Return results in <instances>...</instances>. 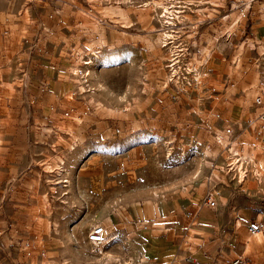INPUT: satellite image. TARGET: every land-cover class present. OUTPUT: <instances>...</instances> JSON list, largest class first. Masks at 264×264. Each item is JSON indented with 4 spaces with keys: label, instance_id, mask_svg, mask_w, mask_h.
<instances>
[{
    "label": "rangeland",
    "instance_id": "1",
    "mask_svg": "<svg viewBox=\"0 0 264 264\" xmlns=\"http://www.w3.org/2000/svg\"><path fill=\"white\" fill-rule=\"evenodd\" d=\"M16 4L19 39H0V264H148L108 217L188 191L264 208V113L242 119L234 92L264 80L262 0ZM52 66L68 77L56 102ZM96 224L117 237L92 244Z\"/></svg>",
    "mask_w": 264,
    "mask_h": 264
},
{
    "label": "crops",
    "instance_id": "2",
    "mask_svg": "<svg viewBox=\"0 0 264 264\" xmlns=\"http://www.w3.org/2000/svg\"><path fill=\"white\" fill-rule=\"evenodd\" d=\"M20 12L16 0H0V39H19L16 19ZM66 73L52 66L43 76L47 94L55 102L66 90ZM253 90L256 95L262 93L264 80L234 90L236 104L243 106L247 101L240 113L244 120L264 113V103L252 107ZM261 158L264 163V150ZM206 195L204 191H188L165 200L140 202L131 210L118 209L107 221L110 227L123 228L132 235L148 264H229L228 260L240 255L246 256L249 264H264L263 204L253 201L233 206L217 197V206L212 207L204 202ZM252 220L260 222L262 232L249 230Z\"/></svg>",
    "mask_w": 264,
    "mask_h": 264
},
{
    "label": "built area",
    "instance_id": "3",
    "mask_svg": "<svg viewBox=\"0 0 264 264\" xmlns=\"http://www.w3.org/2000/svg\"><path fill=\"white\" fill-rule=\"evenodd\" d=\"M262 5L264 8V0H262ZM264 90L262 91V93H260V95L256 96V103H260L263 104L264 103ZM230 129H228L229 131ZM237 155V154H236ZM239 156V155H237ZM246 158L242 157L241 160H245ZM239 161V159H237ZM252 159H250L251 161ZM246 172V171H245ZM205 203L209 206L215 207L217 206V200L214 197L213 193L211 191L207 192L206 198H205ZM249 226V230L252 233H260L263 231V226L260 224V222L256 221V220H252L249 222L248 224ZM144 227H146V225H144ZM117 237V234H109V232L107 231V226L104 224H96L93 226V228L90 230V232L88 233V240L89 242H91L92 244L95 245H105L107 242L115 239ZM30 252H28L29 254ZM229 264H249L248 258L244 255H240L238 257H236L235 259L232 260H228ZM32 264V263H30Z\"/></svg>",
    "mask_w": 264,
    "mask_h": 264
},
{
    "label": "bare ground",
    "instance_id": "4",
    "mask_svg": "<svg viewBox=\"0 0 264 264\" xmlns=\"http://www.w3.org/2000/svg\"><path fill=\"white\" fill-rule=\"evenodd\" d=\"M166 11V10H165ZM236 26L238 25V23L236 22V24H235ZM236 26H235V28H236ZM235 28H233V30L235 29Z\"/></svg>",
    "mask_w": 264,
    "mask_h": 264
}]
</instances>
